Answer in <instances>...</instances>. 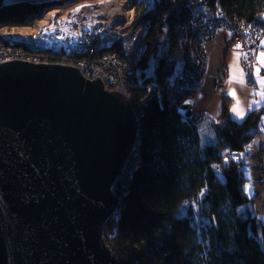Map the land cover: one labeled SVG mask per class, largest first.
<instances>
[{"label":"trees","instance_id":"trees-1","mask_svg":"<svg viewBox=\"0 0 264 264\" xmlns=\"http://www.w3.org/2000/svg\"><path fill=\"white\" fill-rule=\"evenodd\" d=\"M76 2L3 8L0 28L30 26L44 9ZM201 4L247 24H257L264 13V0ZM186 14L185 0H172L154 4L142 18L150 22L146 50L128 90L138 117L137 164L126 176L121 205L104 226L110 236L105 242L116 264H264V225L249 211L243 158L264 109L237 124L225 105L212 126L214 141L204 142L198 127L168 105L165 95L178 68L188 67L193 82L199 79L183 45ZM161 42L163 54L147 75Z\"/></svg>","mask_w":264,"mask_h":264},{"label":"water","instance_id":"water-1","mask_svg":"<svg viewBox=\"0 0 264 264\" xmlns=\"http://www.w3.org/2000/svg\"><path fill=\"white\" fill-rule=\"evenodd\" d=\"M70 0H0V10ZM137 117L100 79L0 64V264H116L104 226L121 205Z\"/></svg>","mask_w":264,"mask_h":264},{"label":"built area","instance_id":"built-area-1","mask_svg":"<svg viewBox=\"0 0 264 264\" xmlns=\"http://www.w3.org/2000/svg\"><path fill=\"white\" fill-rule=\"evenodd\" d=\"M169 1L172 0H148L139 7V2L122 0L118 9L130 13L128 22L110 19L98 8L82 9L88 4L86 2L71 10L48 8L43 17L30 26L0 28V64L20 61L73 67L88 81L100 79L108 92L121 94L119 90H127L128 97L134 67L146 50L145 35L150 23L142 19L146 8L150 11L154 4ZM185 3L187 14L181 26L182 40L198 67L199 79L193 82L190 69L181 66L165 97L171 108H176L178 114L199 127L209 117L207 112L195 109L198 88L202 86L208 67L207 44H216L219 31L231 33L232 40L224 48L228 52H238L242 69L249 70L264 41V15L258 18L257 24H247L231 19L220 10L204 7L202 0H185ZM217 80L215 93L228 86L225 67L221 68ZM185 105L187 108L183 110ZM212 122L218 124L216 120ZM134 155L137 157L136 151ZM133 167L127 168L128 175Z\"/></svg>","mask_w":264,"mask_h":264},{"label":"crops","instance_id":"crops-1","mask_svg":"<svg viewBox=\"0 0 264 264\" xmlns=\"http://www.w3.org/2000/svg\"><path fill=\"white\" fill-rule=\"evenodd\" d=\"M264 15V13H263ZM232 40L231 33L219 31L216 36L217 47L206 46L208 52V67L203 77L202 86L197 93L195 109L197 112H207L208 118L198 127L204 142L214 141L212 133V120L219 123L223 108L227 105L229 118L237 123H242L249 114L264 109V86L259 82L264 78V65L258 63V57L264 52V45L253 57V64L249 70L241 67V55L238 52L227 53L223 46ZM236 57V59H234ZM225 67L228 72V86L224 91L213 93L212 87L219 77L220 70ZM259 69V77L257 70ZM240 81H243L241 83ZM187 108V105H185ZM237 112H233V108ZM245 161L244 193L250 200L249 211L256 219L264 225V116L261 117L251 142L243 153ZM263 159V161H262Z\"/></svg>","mask_w":264,"mask_h":264},{"label":"rangeland","instance_id":"rangeland-1","mask_svg":"<svg viewBox=\"0 0 264 264\" xmlns=\"http://www.w3.org/2000/svg\"><path fill=\"white\" fill-rule=\"evenodd\" d=\"M96 1L97 0H78V2H76V3H71V4H69V5H66V6H59V7H56V8H60V7H64V9L65 10H71V9H74V8H76L79 4H82V2H86V3H88V4H90V5H93V4H95L96 3ZM145 2H143V0H133V2H134V4L135 3H138L139 2V7L140 6H142L143 4H145L148 0H144ZM171 3V2H170ZM143 8V7H142ZM48 9V8H47ZM46 9H44L43 10V12H42V16L40 17V19L43 17V14H44V11H45ZM138 10H139V8H138ZM146 12H148V10H147V8H146ZM145 12V13H146ZM124 25V24H123ZM207 45H211V47L212 48H216L217 47V43L215 44V45H213V44H210V43H208ZM163 48H164V46L162 47V42H161V45H160V47H158V50H156V52H157V54H156V56H154L151 60H150V62H149V64H148V66H147V68L145 69V73L147 74V75H150L151 73H152V71H153V67H154V64L156 63V61L158 60V58L159 57H161L162 56V54H163ZM205 50H206V48H205ZM223 50L225 51V52H227V53H230V52H228L227 50H225V48H224V46H223ZM206 52H207V50H206ZM208 53V52H207ZM194 63H195V61H194ZM206 74V73H205ZM205 74H204V76H205ZM203 80V79H202ZM217 81L218 80H216V82L214 83V85H213V87H212V91H213V93H215L214 92V86H215V84L217 83ZM173 82V81H172ZM203 83V82H202ZM200 88L201 87H199L198 88V92H199V90H200ZM128 90H129V87H128ZM127 91V90H126ZM126 91L125 90H119V92L121 93V95L126 99V101L129 103V101H128V97H127V93H126ZM197 92V93H198ZM186 109V107L184 106L183 107V110H185ZM137 120H138V117H137ZM215 125H217V124H215ZM136 140H137V138H136ZM135 145H136V143H135ZM135 145H134V147H135ZM134 149V148H133ZM133 149H132V151H131V154H130V156H129V159H128V162L126 163L127 165H125V168H124V170H123V172H122V176H123V184L125 183V181H126V176L128 175V171H127V168H129V167H131V165H136V161H137V157H136V155H134V152H133ZM262 161H263V159H262ZM264 173V169L263 168H261L260 169V174H263ZM124 188V187H123ZM124 190V189H123ZM183 210H180V212H182ZM103 232H104V241L106 240V241H108L109 240V238H110V236H109V234H108V231H107V229L105 230H103ZM257 239L261 242V238H260V235L257 237ZM106 243V242H105ZM110 248V247H109ZM111 251H112V249H110ZM112 253H113V251H112ZM114 255V254H113Z\"/></svg>","mask_w":264,"mask_h":264},{"label":"bare ground","instance_id":"bare-ground-1","mask_svg":"<svg viewBox=\"0 0 264 264\" xmlns=\"http://www.w3.org/2000/svg\"><path fill=\"white\" fill-rule=\"evenodd\" d=\"M122 0H97L96 4H93L92 6H89V4H86V6H82V9L92 7V8H98L100 10H103L105 13L104 16L109 17L110 19L114 20H120V21H127L129 20V17L131 16L130 13L125 11H120L118 8L121 7Z\"/></svg>","mask_w":264,"mask_h":264},{"label":"snow or ice","instance_id":"snow-or-ice-1","mask_svg":"<svg viewBox=\"0 0 264 264\" xmlns=\"http://www.w3.org/2000/svg\"><path fill=\"white\" fill-rule=\"evenodd\" d=\"M261 43H262V45H264V41H262ZM239 47H241V46H240V45H237V48H239ZM246 55H247V54H245V56H246ZM234 59H236V57H234ZM258 63H260L261 65H264V52H262V53L260 54V56L258 57ZM257 75H258V77H259V69L257 70ZM240 82L243 83V81H240ZM259 82H260V84H261L262 86H264V78H261V79L259 80ZM261 99H264V93H261ZM232 111H233V112H237V108L234 107ZM237 114L239 115L238 112H237Z\"/></svg>","mask_w":264,"mask_h":264}]
</instances>
